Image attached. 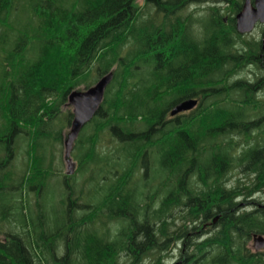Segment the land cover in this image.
Returning a JSON list of instances; mask_svg holds the SVG:
<instances>
[{
  "label": "trees",
  "instance_id": "obj_1",
  "mask_svg": "<svg viewBox=\"0 0 264 264\" xmlns=\"http://www.w3.org/2000/svg\"><path fill=\"white\" fill-rule=\"evenodd\" d=\"M143 1L0 0V221L31 229L7 232L0 264H172L179 242L176 264H264L249 244L264 236V40L237 31L243 0ZM109 73L63 173L67 221L37 231L45 141L62 142L69 95Z\"/></svg>",
  "mask_w": 264,
  "mask_h": 264
},
{
  "label": "rangeland",
  "instance_id": "obj_2",
  "mask_svg": "<svg viewBox=\"0 0 264 264\" xmlns=\"http://www.w3.org/2000/svg\"><path fill=\"white\" fill-rule=\"evenodd\" d=\"M209 2L212 3H216V1L219 0H207ZM138 3L143 6L144 5V1L143 0H138ZM205 4V2L203 3ZM211 3L204 5L205 7L209 6ZM204 7V8H205ZM224 13H228L226 12L227 6L224 5ZM196 11L197 9H186L185 14H187V12L190 11ZM203 10V8H202ZM203 12L201 11L200 14H202ZM199 13H196L197 16L200 15ZM227 17V16H226ZM260 33H261V28H256L255 31H253V33H251L252 35H248L249 37L253 36L257 39L260 40ZM64 112L67 111H72L73 112V106L71 105H66L63 108ZM66 117H64L65 119ZM63 119V121H64ZM72 123V122H71ZM71 123L68 125V119H65V125L64 126V130L62 133V142L61 141H56V142H52L54 139V136H56L55 134L53 135L52 139H47L45 141L46 145H48L49 150L48 151V156L49 159L46 164H42V167L45 170H48L50 172H52V176L48 179L46 186L43 190H37V188L35 190H33L32 192L35 195H32V200L35 199L34 202L30 201V205L28 204V200L26 199V207L27 209L30 208V211L28 213V216L33 218L34 221V227L36 228V230H40L42 226H49L50 231H53L55 228H57L58 226L63 225L66 221H67V214H66V201H67V188L64 182V175L63 173H73L74 170L77 168V162L75 161L74 158L79 157L81 155V149H80V145L79 142H76V145L74 147V150L72 152V158L70 156H67L66 154V140H67V136L71 130ZM55 129H58L57 126L55 125ZM109 139H104L103 138V144L108 143ZM51 145H53V147L51 148ZM113 145H111V143L108 144V147H112ZM24 155V154H23ZM74 157V158H73ZM22 164H17V167H19ZM88 172L85 171L81 174L80 177V182L83 181V179L87 178L88 176ZM99 187L98 183H93L90 182L88 183L87 187L84 188V190L87 192V194L83 197V201L87 202L88 199H90L91 197L93 198V200H95V198H100V195L95 196V189ZM94 189L93 193H89V190ZM37 195V196H36ZM257 195L254 200H260L262 203H264V195L263 194H255ZM88 203V202H87ZM29 206V207H28ZM27 213V212H26ZM10 222H1L0 221V241L5 240V238L7 237V232H11V231H16L17 233H19L22 237H24L26 240L28 239V237L31 236V229H24L21 228L20 226H16L12 221V218L9 219ZM10 224H12L11 226H9ZM12 227V228H11ZM14 227V228H13ZM251 247H254V241L253 239L251 240V242L249 243ZM36 251V255H38L37 259L40 260V256L38 254V252L41 254L44 252V256H42L43 258H46V260H48L49 262H51V257H50V253L49 251H44L42 249V246ZM42 251V253H41ZM44 260V259H43ZM168 261H171L173 259L169 258L167 259ZM45 261V260H44ZM174 264V263H172Z\"/></svg>",
  "mask_w": 264,
  "mask_h": 264
},
{
  "label": "water",
  "instance_id": "obj_3",
  "mask_svg": "<svg viewBox=\"0 0 264 264\" xmlns=\"http://www.w3.org/2000/svg\"><path fill=\"white\" fill-rule=\"evenodd\" d=\"M264 23V0H256L255 5L251 0H246L243 10L237 15V30L240 33L251 32L257 22ZM113 73L101 78L96 85L85 91H74L69 95V103L73 106L74 119L71 130L66 140V154L71 155L74 142L78 138L83 127L93 119L100 108L106 89L113 80ZM198 104L195 99L182 102L172 111L176 115L194 109ZM254 248L256 251L264 249V236L255 235Z\"/></svg>",
  "mask_w": 264,
  "mask_h": 264
},
{
  "label": "flooded vegetation",
  "instance_id": "obj_4",
  "mask_svg": "<svg viewBox=\"0 0 264 264\" xmlns=\"http://www.w3.org/2000/svg\"><path fill=\"white\" fill-rule=\"evenodd\" d=\"M255 1L256 0H252L253 5H255ZM244 2H245V0H243V3H242L240 11L243 9ZM193 7H196V6H193ZM257 28H261L260 38H261V40H264V23L259 22L257 24ZM249 35H252V34H249ZM263 47H264V45H263ZM206 227L207 228H212L213 226H206ZM204 228H205V226H204ZM185 247L186 246H185L184 242H179V245L177 246V248L174 251L173 250H169V251H165L163 253L165 255L164 259L171 258V259H173V260H171L172 261L171 263H174V264L181 263L182 259L185 258L183 256L185 254V250H186ZM121 259L125 260L127 258L121 257Z\"/></svg>",
  "mask_w": 264,
  "mask_h": 264
},
{
  "label": "bare ground",
  "instance_id": "obj_5",
  "mask_svg": "<svg viewBox=\"0 0 264 264\" xmlns=\"http://www.w3.org/2000/svg\"><path fill=\"white\" fill-rule=\"evenodd\" d=\"M181 20V19H180ZM179 20V21H180ZM135 21H137V20H135ZM136 23V22H135ZM134 26V25H133ZM169 27V26H168ZM149 31H150V29H149ZM107 40V39H106ZM180 57H182V56H180ZM193 82V81H192ZM205 84V83H204ZM217 86V85H216ZM208 87V86H207ZM195 89V88H194ZM210 89V88H209ZM196 91V90H195ZM201 95V94H200ZM171 96V95H170ZM173 96V95H172ZM172 110V109H171ZM209 125V124H208ZM136 129V128H135ZM197 130V129H196ZM195 132V131H194ZM203 133V132H202ZM221 133V132H220ZM202 135V134H201ZM199 145V144H198ZM200 146V145H199ZM184 212V211H183ZM139 239V238H138Z\"/></svg>",
  "mask_w": 264,
  "mask_h": 264
}]
</instances>
